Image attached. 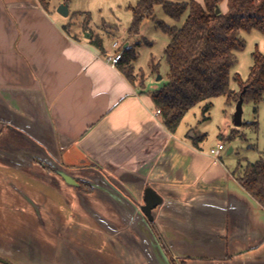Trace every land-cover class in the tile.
Listing matches in <instances>:
<instances>
[{"label":"crops","instance_id":"1","mask_svg":"<svg viewBox=\"0 0 264 264\" xmlns=\"http://www.w3.org/2000/svg\"><path fill=\"white\" fill-rule=\"evenodd\" d=\"M60 3L0 0V241L19 257L13 242H36L44 264H147L131 204L66 185L42 157L78 178L101 172L135 205L151 187L162 201L148 225L177 264H264V208L225 145L213 156L191 125L168 131L149 91L108 62L113 47L63 29ZM229 127L225 115L216 144Z\"/></svg>","mask_w":264,"mask_h":264},{"label":"trees","instance_id":"2","mask_svg":"<svg viewBox=\"0 0 264 264\" xmlns=\"http://www.w3.org/2000/svg\"><path fill=\"white\" fill-rule=\"evenodd\" d=\"M37 1L44 10L49 9V1ZM220 2L221 0H137L135 5L129 6V36L138 33L144 19L154 18L153 8L156 4H160L164 13L175 21L187 11L180 27L157 22L170 38L164 49L168 71L166 83L159 89L150 91L149 95L154 107L160 110L164 126L170 132H175L185 114L199 103H203L202 115L206 117L204 114L210 109V99L213 97L224 96L228 102H236L241 94L243 102L258 104L264 100V53L257 50L251 54L252 64L246 80L243 81L235 73L232 80L238 89L229 87L230 70L236 62V52L241 51L245 44L240 32L255 29L264 34V0H227L226 11L216 13L215 9ZM84 15L81 29L86 32L90 16L89 13ZM69 26L67 23L63 29ZM88 33L89 42L103 52L102 38ZM134 60L132 48H127L115 65L132 85L143 89V75L138 84L134 83ZM230 136L231 134L227 138ZM233 172L238 184L264 208V155ZM159 243L166 256L174 260L161 239Z\"/></svg>","mask_w":264,"mask_h":264},{"label":"rangeland","instance_id":"3","mask_svg":"<svg viewBox=\"0 0 264 264\" xmlns=\"http://www.w3.org/2000/svg\"><path fill=\"white\" fill-rule=\"evenodd\" d=\"M47 1L53 5L61 0ZM136 1L69 0L67 3V22L70 24L68 29L70 31H73L77 27L80 29L85 19L84 14L89 13L90 19L86 32H91L94 36H100L107 50L112 48V44L115 41L122 47L127 46L128 48H132L135 54V60L132 62L134 83L138 84L141 75H143L144 89L150 92L159 89L166 83V74L168 71L164 58V49L169 43L170 38L160 29L157 22L180 27L187 15V11L180 16L179 20L175 21L164 13L160 4H156L153 8L154 18L144 19L139 27L138 33L129 36L127 34V28L131 21L129 6L135 5ZM226 7L227 0H221L219 3L220 10L225 12ZM74 13L77 15L73 16ZM83 36H85V33ZM240 36L244 39V48L236 52V62L230 70L229 87L234 90H237L238 87L232 80V75L237 73L245 81L249 67L252 64V52L257 50L264 53V34L253 29L250 31H241ZM113 51H115V48H113ZM210 102L211 107L204 114L206 117L202 115L203 103H199L185 114L180 128L183 129L185 125H191L193 130L196 129L200 132V136L204 137L206 135V145L208 148L215 147L218 128L222 127L224 116L226 115L230 125L227 134L228 136L231 134V136L229 138L225 136L222 139V143L225 145V149L222 151L223 159L225 161L227 160L234 167L242 169L247 163L254 162L260 155H264V100L258 104L248 101L242 103V124L240 126L233 125L235 102H228L224 96L213 97L210 99ZM230 146L233 148V151L226 154ZM56 176L59 178L58 175ZM85 187L81 189L88 192L90 188L88 185ZM28 227V225L25 226L26 237L29 233ZM10 242L6 240L0 241V254L2 255L7 252L6 256L10 255L7 256L9 258L0 255L5 260L13 264H44V257L38 256L40 258V261H38V257L29 256V245H34L36 242H13L19 244V248L21 247L26 250V257H19L16 249L13 251V245ZM42 252H44V249H42ZM11 259L17 263L12 262ZM19 259H22L23 263Z\"/></svg>","mask_w":264,"mask_h":264},{"label":"water","instance_id":"4","mask_svg":"<svg viewBox=\"0 0 264 264\" xmlns=\"http://www.w3.org/2000/svg\"><path fill=\"white\" fill-rule=\"evenodd\" d=\"M56 12L60 15L66 17L68 15V4L60 3ZM216 13L220 12L219 6L215 9ZM85 37L89 38L90 34L85 32ZM242 103L243 98L241 94L239 95L237 101L235 102V110L233 113V125L240 126L242 124ZM41 165L49 164L54 170V173L59 176V178L68 186L78 187L79 182L88 184L94 189L102 190L107 196H109L113 201L120 203L121 201L131 204L134 213L139 217L137 229L143 235V247L141 252L145 258L147 264H170L169 260L163 251L160 243L158 242L156 236L150 229L148 222L153 221L152 210L157 207L162 198L151 188L146 187L143 193V204L135 205L129 198L123 194L113 183H111L101 172L97 171L96 175L90 176L88 178H78L70 175L64 171L56 162L50 161L49 159L39 158ZM137 223V222H136ZM1 264H12L0 257Z\"/></svg>","mask_w":264,"mask_h":264},{"label":"built area","instance_id":"5","mask_svg":"<svg viewBox=\"0 0 264 264\" xmlns=\"http://www.w3.org/2000/svg\"><path fill=\"white\" fill-rule=\"evenodd\" d=\"M112 47L115 48V51H113L112 53H110V54L108 55L107 60H108V62H110V64L115 65V64L117 63V61L120 59V57H121L123 51H124L125 49H127L128 47H127V46H123V47H122V46H120L119 43L116 42V41L112 44ZM119 47H120V49H119ZM118 49H119V50H118ZM154 112H155L156 114H160V110H159L158 108H155ZM223 148H224V144L222 143V141H220V142H218V143L216 144L215 147H213V148L210 149V153H211L213 156H215V155H217L218 152H219L220 150H222Z\"/></svg>","mask_w":264,"mask_h":264},{"label":"flooded vegetation","instance_id":"6","mask_svg":"<svg viewBox=\"0 0 264 264\" xmlns=\"http://www.w3.org/2000/svg\"><path fill=\"white\" fill-rule=\"evenodd\" d=\"M47 167V166H46ZM47 169H49L48 167H47ZM49 170H51V171H54L53 169H49ZM79 182V186L77 187V188H79V189H81L82 187H84V188H86L85 186L87 185L86 183V185L83 183V182H81V181H78ZM164 251V250H163ZM1 257V256H0ZM2 258V257H1ZM168 258V260H169V263L170 264H177L174 260H171L169 257H167ZM4 259V258H3ZM5 260V259H4ZM7 261V260H6ZM9 262V261H8ZM13 264V263H12Z\"/></svg>","mask_w":264,"mask_h":264}]
</instances>
